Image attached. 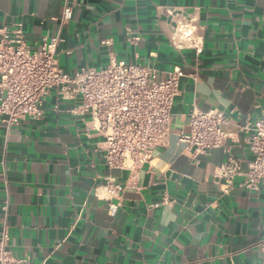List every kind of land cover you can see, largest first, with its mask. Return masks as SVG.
<instances>
[{
    "label": "crops",
    "instance_id": "0c3cea01",
    "mask_svg": "<svg viewBox=\"0 0 264 264\" xmlns=\"http://www.w3.org/2000/svg\"><path fill=\"white\" fill-rule=\"evenodd\" d=\"M68 1L61 24L64 0H0V27L21 23L32 48L57 35L66 73L110 55L149 64L160 78L180 67L170 139L132 178L105 166L103 137L54 91L38 119L6 128L0 116V222L11 253L29 264H264V192L240 187L241 175L229 188L215 175L228 154L242 171L252 158L239 127L264 110V0ZM191 18L199 54L169 42L175 21ZM194 109L229 118L224 145L195 157L177 141ZM106 178L123 188L110 199L113 215Z\"/></svg>",
    "mask_w": 264,
    "mask_h": 264
},
{
    "label": "built area",
    "instance_id": "2783aa9c",
    "mask_svg": "<svg viewBox=\"0 0 264 264\" xmlns=\"http://www.w3.org/2000/svg\"><path fill=\"white\" fill-rule=\"evenodd\" d=\"M71 14V5L64 0L58 20L64 24ZM58 41L57 35H47L38 47L32 48L21 23L0 27V116L5 127L17 125L26 117L40 118L45 96L54 91L60 99L73 101L71 113L87 117L88 130L94 129L103 137L100 149L105 166L128 170L132 178L136 177L154 151L169 143L171 111L183 70L174 67L160 78L149 64L117 60L110 55L103 66H86L66 73L58 65ZM169 42L176 49H192L196 54L203 48V36L193 18L176 20ZM228 121L218 109H194L189 114L188 132L179 134L177 141L193 157L221 147L227 137L224 126ZM239 128L247 133V149L252 155L246 170H241L239 159L228 154L216 167L215 175L227 188L241 175L240 187L264 192V110L252 125ZM102 188L110 197L106 199L113 215L117 204L110 199L118 198L123 188L110 178ZM9 239V226L3 217L0 264H29L27 258L11 253Z\"/></svg>",
    "mask_w": 264,
    "mask_h": 264
}]
</instances>
